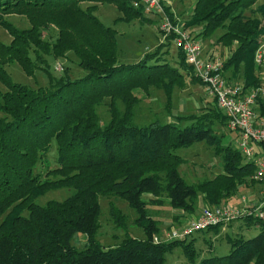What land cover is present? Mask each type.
I'll use <instances>...</instances> for the list:
<instances>
[{
    "label": "trees",
    "instance_id": "trees-1",
    "mask_svg": "<svg viewBox=\"0 0 264 264\" xmlns=\"http://www.w3.org/2000/svg\"><path fill=\"white\" fill-rule=\"evenodd\" d=\"M138 1L0 0V26L11 36L8 44L0 41V82L6 87L0 90V264H165V253L175 246L195 264L193 239L154 240L157 226L147 204L159 203L165 194L171 207L192 213L199 193L212 206L239 184L256 182L254 164L230 142L224 144L223 134L214 129V121L226 125V116L216 107L204 114L173 115L167 122H133L141 100L134 89L162 85L170 98L174 87L184 85L179 68L190 70L180 48L178 67L163 61L158 55L161 43L136 62H118L117 31L94 12L98 3H112L122 12L121 21L151 22L144 6L134 5ZM258 1L196 0L182 23L185 28L200 27L197 35L203 38L223 30L217 42L230 48L223 71L232 80L242 79L243 91L261 84L254 61L264 42V0ZM84 2L88 5L83 8ZM163 7L172 19L169 7ZM9 14L25 16L29 27L15 26L5 18ZM50 26L57 30L52 42L41 33ZM68 52L77 58L83 76L71 78L66 70L59 76L51 73L48 57L62 58ZM13 62L28 75L37 69L45 72L48 86L13 82L5 68ZM191 81L200 82L193 75ZM104 98L110 99L111 117L100 124L96 107ZM257 102L264 114L262 98ZM52 141L57 146L54 168L46 156ZM200 141L220 155L222 171L191 185L178 171L183 159L175 151ZM39 162L44 173H35ZM63 188L70 190L64 199L36 202L47 191ZM99 195L125 199L144 238L125 232L119 244L104 247L95 237ZM110 215L122 224L124 214L114 205ZM242 217L246 224L256 225L258 233L251 238L227 236V254L205 257L197 264H264V218ZM76 232L86 237L82 248L71 243Z\"/></svg>",
    "mask_w": 264,
    "mask_h": 264
},
{
    "label": "rangeland",
    "instance_id": "rangeland-1",
    "mask_svg": "<svg viewBox=\"0 0 264 264\" xmlns=\"http://www.w3.org/2000/svg\"><path fill=\"white\" fill-rule=\"evenodd\" d=\"M195 2L196 0H165V6L169 7V11L172 13V19L175 18L174 20L183 23L190 16L188 13L192 11ZM87 4L88 3H82L81 6L84 8ZM94 13L104 25L113 27L117 31L118 62H136L146 53L154 51L161 43L162 45L159 48L158 55L171 66L178 67V48L175 45L174 39H168L167 36L169 35H164L163 31L160 29L161 14L145 12V15L152 19L151 22L142 23L137 19L125 22L119 19V17L122 16V12L112 3H98ZM246 14L248 16H257L248 11H246ZM166 15L170 17L168 14ZM5 18L19 28H26L30 25L26 17L22 15L9 14L5 15ZM186 29L197 40L205 42L208 45L206 49L208 51L212 50L215 57L221 60L226 58L230 48L217 42L218 36L223 31L222 29L215 31L212 35L207 37L208 42L204 40L205 38L197 35L200 27L192 26ZM41 33L44 39L51 42L54 41L57 36V30L52 26L41 28ZM10 40L11 36L7 30L0 26V41L4 44H8ZM209 42L211 43L208 44ZM233 45H235V43ZM48 61L50 64V71L54 76H59L65 70L71 78L80 77L85 74V71L78 66L77 58L72 52H68L62 58L53 59L52 57H48ZM184 62L188 65L185 58ZM56 65L62 66V70H55L54 67ZM5 68L11 76L12 81L17 84L32 88L48 86V77L46 73L40 69L35 70L33 75H28L17 62L6 64ZM179 72L184 79V85L174 87L170 98L167 97L165 88L162 85L150 86L147 90L142 88L134 89V95L141 99L134 109V123L143 125L152 120L167 122L172 120L173 115L185 116L189 114H204L206 112H211L215 107L219 109L214 98L205 93L202 83L191 81L192 75L194 76L191 67L190 70L189 68L187 70L179 68ZM226 75L228 76L227 71ZM0 90H6V87L1 82ZM116 106L119 111L123 110V104L120 100L116 101ZM96 112L99 117V123H107L111 117L110 99L104 98L103 102L96 107ZM184 124L183 122L180 126ZM213 126L218 134H223L224 137L222 138V142L224 144L229 142L230 135L228 134L229 129L227 126L217 121H214ZM231 144L235 145L233 142ZM175 152L183 159L182 163L178 166V171L188 184L196 185L201 181L214 177L217 173L222 171L220 155L215 153L213 147L207 145L203 141L180 147ZM46 156L49 160V167H56L57 146L55 141L51 142L50 149ZM37 172H45V168L40 162L35 168V173ZM245 184L247 183L239 184L234 193L215 205H234L241 207L240 201L235 204H233V202L240 194L248 191V189H246L248 186H244ZM69 193L70 190L65 188L50 190L39 197L36 202L43 204L50 199L61 200L68 196ZM151 196L152 195H145V199ZM159 198L161 200L159 203L147 204V213L156 222L157 231L155 237L157 240L169 242L172 241V239L167 237L170 230L178 228L179 224L182 223V221L179 220L181 216L177 214L181 209L171 207L165 194H161ZM197 201H201L202 204H204L202 207L210 206L203 201L201 193H199ZM98 203L99 215L97 218L98 224L95 237L104 247L119 244L124 238L125 232L139 239L144 238L143 228L135 221L137 215L125 199L116 195H99ZM111 205L117 207L121 213L124 214V220L120 226L116 224L110 215ZM255 205L253 201L245 204L246 207ZM198 207L199 205L197 203L195 211ZM27 214L26 211L23 212V215L26 216ZM240 219L243 220L244 218L241 217ZM212 231H214L213 234L208 233L207 230L193 233V246L196 252L195 264L205 257L227 254L230 250L227 236L251 238L258 233V228H256V225L252 224L249 227H242V229L228 228L222 233H216V230ZM214 235L216 236L214 237ZM71 243L78 248H82L86 243V237L83 233L76 232L71 239ZM165 264H190V262L184 254L182 247L175 246L171 251L165 253Z\"/></svg>",
    "mask_w": 264,
    "mask_h": 264
},
{
    "label": "built area",
    "instance_id": "built-area-1",
    "mask_svg": "<svg viewBox=\"0 0 264 264\" xmlns=\"http://www.w3.org/2000/svg\"><path fill=\"white\" fill-rule=\"evenodd\" d=\"M145 12L161 14L160 29L164 35H173L187 64L191 67L206 94L214 98L219 110L226 116L227 128L234 132L235 147L246 161L254 164L252 178L264 182V114H260L257 98L264 96V83L243 91L240 82L231 81L223 71V60L204 52L202 42L197 40L178 20L170 19L163 5L165 0H139ZM255 64L264 67V42L254 53ZM55 70H62L56 65ZM255 206L237 207L233 205H212L203 207L200 213L184 221L178 228L168 233L172 240L190 238L193 233L206 230L210 226L229 223L244 215L264 218V197ZM157 242V238L154 237Z\"/></svg>",
    "mask_w": 264,
    "mask_h": 264
},
{
    "label": "crops",
    "instance_id": "crops-1",
    "mask_svg": "<svg viewBox=\"0 0 264 264\" xmlns=\"http://www.w3.org/2000/svg\"><path fill=\"white\" fill-rule=\"evenodd\" d=\"M262 1L263 0H259V3H261ZM84 3H87V2H84ZM188 14L190 15L191 12H189ZM193 27H196V26H193ZM204 40L208 42V38H205ZM210 43L211 42H209L208 44H210ZM205 44L206 43L202 41L204 52H207L208 50L206 48H208L207 47L208 45L207 44L205 45ZM210 51H212V50H210ZM210 51H208L207 53H209ZM255 66L258 67L257 72L259 73V77L261 79L260 83H264V67H262V66L259 67L258 65H255ZM227 73H228V76L230 77V74H229L228 71H227ZM230 80L231 81H235V80H232V78ZM235 82H240L241 83L242 79H238V81H235ZM260 98H262V101L264 102V96H262ZM257 104H258V102H257ZM258 108H259V104H258ZM228 134L230 135L229 142L230 143H232V142L235 143V137H236L235 133L229 130ZM229 142H227V143H229ZM234 146H236V145H234ZM244 186H248V187H246V189H248V191H245L244 193L240 194L238 198L236 197V199L233 198V199H235L233 204H235L238 201H240L241 202V207H242V206H245V204L250 203V201H253L255 203L260 202L262 200V198L264 197V182L263 181H256L254 183H247ZM198 205H199L198 209L196 211L192 212L191 214L188 213V212L182 211V210L180 212H177V214H179V216H181L179 218V220L182 221V223H183L184 221H186V220H188L190 218L196 217L200 213L201 209L203 208L202 206L204 204H202V202L199 201ZM182 223H180L179 226ZM251 225L252 224H246L245 221H243L242 219L239 218V219L233 220V221H231L229 223L221 224L219 229H218V231L216 233H219V232L222 233V232L226 231V229H228V228H230V229L231 228L242 229V227H249ZM256 228H257V226H256ZM202 231H205V230H202ZM207 231H208V233H211V234H213V232H214V231H211V230H207ZM192 236L190 238H188L187 240L192 239ZM215 236L216 235H214V237Z\"/></svg>",
    "mask_w": 264,
    "mask_h": 264
}]
</instances>
